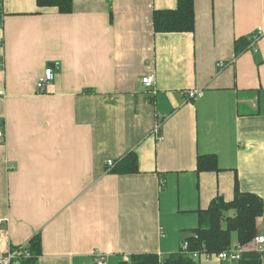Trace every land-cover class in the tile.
I'll return each instance as SVG.
<instances>
[{
    "label": "crops",
    "instance_id": "obj_1",
    "mask_svg": "<svg viewBox=\"0 0 264 264\" xmlns=\"http://www.w3.org/2000/svg\"><path fill=\"white\" fill-rule=\"evenodd\" d=\"M175 4L73 0L60 13L1 1L0 256L38 234L41 254L22 264L164 258L197 227V209L232 200L235 184L264 202V32L250 41L264 31V0H194L192 32L155 33L153 11ZM47 66L54 81L39 93ZM129 153L137 172L106 169ZM205 154L217 171H196ZM256 230L264 237V210Z\"/></svg>",
    "mask_w": 264,
    "mask_h": 264
},
{
    "label": "trees",
    "instance_id": "obj_2",
    "mask_svg": "<svg viewBox=\"0 0 264 264\" xmlns=\"http://www.w3.org/2000/svg\"><path fill=\"white\" fill-rule=\"evenodd\" d=\"M0 0V4H1ZM37 7H53L60 13H71L73 0H36ZM172 9H158L152 13L153 31L155 33L192 32L195 28L194 0H176ZM1 18V17H0ZM249 40L239 38L235 41L236 53L242 51ZM196 171L218 170V161L213 154L198 156ZM111 171L114 173H134L139 169L135 153H129L118 162L114 161ZM233 199L226 201L223 196H216L206 209H197L198 225L190 231L191 235L184 239L187 243V252L181 248L164 258L155 253L136 254L129 257L130 264H200L193 259L191 253L198 255H212L231 247L232 234L236 235V242L240 245H249L255 235H258L256 223L264 210V202L255 193L243 192L234 185ZM232 211L229 215L228 212ZM224 223V224H223ZM40 237L36 234L27 243L31 257L22 263H28L41 254ZM13 247V246H11ZM264 253L250 251L243 253L240 260L244 264H262ZM21 263V264H22ZM120 264H127L123 261Z\"/></svg>",
    "mask_w": 264,
    "mask_h": 264
},
{
    "label": "built area",
    "instance_id": "obj_3",
    "mask_svg": "<svg viewBox=\"0 0 264 264\" xmlns=\"http://www.w3.org/2000/svg\"><path fill=\"white\" fill-rule=\"evenodd\" d=\"M0 27H1V24H0ZM256 31L257 32L251 35L250 37L251 43L256 42L258 38L264 32L262 28H258ZM256 51L257 50L255 49V52ZM216 65H218L219 67L225 66V64L222 61H219L218 63H216ZM54 75H55L54 67L47 66L43 74L40 75L36 79L37 80L36 82L37 92L39 93L44 92L47 85H49L53 81ZM141 83L145 87L152 88L155 83V78L153 77L152 74H146L145 76L142 77ZM0 95H2V92H0ZM186 95L188 98L202 97L203 91L200 89H189L186 92ZM159 129H160V122H157L153 126L152 132L156 134L158 137L161 136V134L159 133ZM3 135H4L3 130L0 129V140L3 139ZM105 164H106L107 170H111V168L114 167L115 165L114 161H111V160H107ZM163 182H164L163 180L162 182H160L161 186L163 185ZM251 242H253V244L256 245L255 248L253 247L254 251H257L258 253H263V250H264V245H263L264 237L263 236L255 235ZM180 247L182 250L187 252V243L185 241L182 242ZM248 249H249L248 245L246 246V245H240L236 243V245L231 246L230 248L226 250H222L221 252L217 254H212V255L207 254L205 257L206 258L216 257L219 260L227 259L231 261H236L240 259L242 253ZM191 256L193 259H197L199 255L197 251H193V253H191ZM30 257H31V254H30V251H28L27 249V244H22L21 246H16V247L9 246L7 248L6 253L0 256V264H21L23 261H25L26 259H29ZM87 264H106V258L103 254L97 253L94 256L93 261Z\"/></svg>",
    "mask_w": 264,
    "mask_h": 264
},
{
    "label": "rangeland",
    "instance_id": "obj_4",
    "mask_svg": "<svg viewBox=\"0 0 264 264\" xmlns=\"http://www.w3.org/2000/svg\"><path fill=\"white\" fill-rule=\"evenodd\" d=\"M50 84H51V83H50ZM228 214L231 215V214H232V211H229ZM232 237H233V238L235 237V233L232 234Z\"/></svg>",
    "mask_w": 264,
    "mask_h": 264
},
{
    "label": "bare ground",
    "instance_id": "obj_5",
    "mask_svg": "<svg viewBox=\"0 0 264 264\" xmlns=\"http://www.w3.org/2000/svg\"><path fill=\"white\" fill-rule=\"evenodd\" d=\"M53 81H54V80H53ZM53 81H52V82H53ZM52 82H51V83H52ZM47 86H48V85H47Z\"/></svg>",
    "mask_w": 264,
    "mask_h": 264
}]
</instances>
